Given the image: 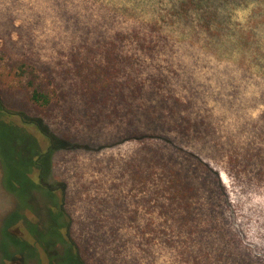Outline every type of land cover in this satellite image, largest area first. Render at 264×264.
Listing matches in <instances>:
<instances>
[{"label": "rangeland", "instance_id": "obj_1", "mask_svg": "<svg viewBox=\"0 0 264 264\" xmlns=\"http://www.w3.org/2000/svg\"><path fill=\"white\" fill-rule=\"evenodd\" d=\"M179 1L0 0V100L9 111L0 116V264H65L68 256L55 246L56 214L43 208L46 197L36 202L31 187L30 197L7 188L25 180L28 161L11 146L21 139L5 121L42 138L38 121L53 135L45 179L65 188L83 264H190L178 215L185 198L200 208V223L228 215L246 244L264 246V0L219 5L215 22L224 27L215 34L194 19L168 18ZM154 20L167 38L142 45L122 35ZM24 60L61 98L49 111L30 99L18 67ZM94 68L109 70L115 87L103 104L80 90L81 75L99 74ZM134 131L144 136L133 138ZM151 145L148 154L160 159L141 165L139 184L133 156ZM250 156L252 163L239 160ZM174 177L194 187L189 197L172 194ZM21 217L39 222L28 225L29 236Z\"/></svg>", "mask_w": 264, "mask_h": 264}, {"label": "trees", "instance_id": "obj_2", "mask_svg": "<svg viewBox=\"0 0 264 264\" xmlns=\"http://www.w3.org/2000/svg\"><path fill=\"white\" fill-rule=\"evenodd\" d=\"M227 2H229V0H181L177 2V4H174L172 9H170L168 18L184 20L188 19L189 21L194 19L197 21L196 23L203 31L215 34L216 31L220 32V29L224 27V25L219 24V21L218 23L215 22V20L218 19V15L220 13L218 7L222 3L224 4ZM214 3L216 5L212 7ZM170 21L174 22L173 20ZM150 23L151 24L141 23L133 26L131 30L126 33H122V35H129L133 38V40H136L135 42H140L142 45L145 40L151 41L168 37L167 34L163 33L165 31H163V27L158 23L157 20H154ZM148 43L150 44V42ZM148 48L149 50H152L151 46H148ZM18 67L24 70V83L30 91V99L36 106L42 110L45 109L49 111L50 108H53V105L55 106L59 104L61 98L58 97L56 90L53 87L49 88L37 82V73L34 72V67L28 61H21ZM91 73L99 74L94 75L93 77L89 76V78L87 76L81 75L80 90L92 105L96 103L103 104L104 99L107 100L110 98L109 89L112 87L110 84L111 79L108 76L109 70L103 69V71H98L94 68ZM48 82H50V79H48ZM135 84L136 85L133 87L138 88L137 91H139L141 89L139 87L140 85L138 83ZM114 88L115 87L113 86L112 89L114 90ZM123 101H125V98H123ZM3 113H7L8 115L9 111L3 108L0 100V116ZM24 122L28 124L27 120ZM3 124L5 127L8 126L13 131L15 130L18 132L17 136L19 139H21L20 143L16 142L17 145L11 146L19 152V157H24L28 161L26 162V166L28 167H25V180L20 181L15 185H9L7 187L8 190L18 197H30L27 189L28 187H31L34 189L32 197H34L36 202L40 200V197H46L45 201L41 202L43 208L46 209L47 212L49 211V213L53 212L56 214L53 218L58 228V231H56L57 242L55 246L57 247L59 253L60 250L64 248L68 254L66 258L67 261L64 260L63 262H65V264H83L84 260L80 255L78 246L69 233V225L71 222L70 218L63 208L64 196L66 195L64 191L65 188L59 182L55 185H50L46 183L45 179L46 174L49 171L50 153L54 149L53 147L55 144L53 135H51L43 126V124L38 121L35 122V125L37 126V131L40 132L42 138L31 132L27 125L15 124L7 121H5ZM143 136L144 135L140 133V131L133 132V138L140 139ZM168 139V137L165 138V142H168ZM42 142L45 144V148L43 147ZM156 146L157 145H155V147ZM152 147L154 146L151 145V147L148 148L146 152L138 154L135 158L133 156V180L139 184H143L145 181L139 176L142 174L140 173L142 171L141 165L143 163L152 165L160 159L157 152H154L152 155L148 154ZM175 148L177 149V147ZM22 153L23 155H21ZM243 159H245L243 161L245 164H247V162L252 163L254 160V158L251 156L247 158L239 157L240 161ZM200 165L203 167V169L211 171V169L208 167V164L201 162ZM31 167L34 168L33 170H35L38 177V181L35 183L29 179ZM194 167L195 164L190 160V165L189 167L187 166V168L193 169ZM260 171L263 172L261 169ZM13 172L15 176L22 173L21 171ZM184 172L186 173V171ZM187 173L190 175L188 171ZM178 179V177H174V179H171L168 182L169 188H175L172 191V194H174L176 197H179L180 195V198L189 197V194L195 190L194 187L192 188L188 185L179 186L178 184L181 183V181ZM215 187L218 189L216 185ZM209 198L212 201H216V197ZM193 207L195 208L194 210ZM183 208L185 211L179 212L178 215L184 214L182 216L183 222L181 221V225L183 227L184 225L187 226V228H185L187 244L186 248L183 250V252L188 255L187 262H190V264H264V246L256 244L250 246L249 244H246L244 242L246 234L240 230V226H238V228L233 226L232 222H234V220H231L228 215L224 214V218H221L220 222L219 220H216L215 217H210L208 218V221L206 220L205 222L202 221L200 223L196 220L195 213V211L199 210L200 208L196 206L195 203L191 201V199H184ZM210 210L213 211L214 207H211ZM37 218L39 217L37 216ZM37 218H34L36 221L33 220V224L29 223V221L32 220H30L28 217H21L23 220L21 223L23 225L25 224L27 227L28 236L31 234V229L28 228V225L38 227L39 222L37 221ZM191 221L196 228V234L194 232L195 229L193 231V229L188 226ZM17 239L14 241H17ZM22 239L24 240L26 238ZM34 239L38 244H41L39 239L36 237ZM10 257L13 259L17 257V255L14 254Z\"/></svg>", "mask_w": 264, "mask_h": 264}]
</instances>
